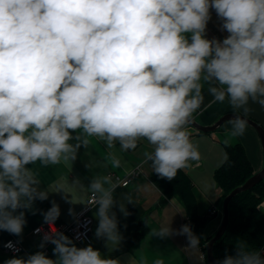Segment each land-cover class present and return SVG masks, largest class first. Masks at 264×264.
Returning a JSON list of instances; mask_svg holds the SVG:
<instances>
[{
  "label": "clouds",
  "instance_id": "9594fccd",
  "mask_svg": "<svg viewBox=\"0 0 264 264\" xmlns=\"http://www.w3.org/2000/svg\"><path fill=\"white\" fill-rule=\"evenodd\" d=\"M210 8L229 33L222 41L205 38ZM205 85L214 101L227 99L244 116L250 99L264 106V0H0V229L22 233L25 214L14 213L48 197L26 166L74 160L77 130L122 150L146 139L153 146L146 161L173 180L200 159L185 126L203 104ZM231 125L242 136L247 121L238 115ZM117 186L111 176H96L88 189L97 205L95 235L115 245ZM59 215L53 204L44 220ZM182 231L197 248L189 226ZM53 232L43 240L55 245L57 259L37 252L5 264H119ZM218 264H264V257L241 243Z\"/></svg>",
  "mask_w": 264,
  "mask_h": 264
},
{
  "label": "crops",
  "instance_id": "0c3cea01",
  "mask_svg": "<svg viewBox=\"0 0 264 264\" xmlns=\"http://www.w3.org/2000/svg\"><path fill=\"white\" fill-rule=\"evenodd\" d=\"M209 13L205 38L222 41L229 33L226 30L221 31L222 21L215 10L210 8ZM186 35L190 37L191 34ZM202 94L203 104L192 116L197 123L211 125L229 113L244 116L243 111L234 110L227 99L224 102L214 101L207 91V85L204 86ZM247 107L249 112L244 117L257 123L264 131V106L250 99ZM231 121L224 122L218 129L207 134H197L192 127L185 126L190 133V140L199 151L200 159L190 160V166L181 170L191 180L198 215L202 216L215 207L213 217L204 227V238L213 236L221 221L222 214L220 215L218 204L221 191L216 187L212 174L225 159L224 146L241 143L254 172L259 171L263 165L262 147L256 130L247 125L244 135L234 136L231 132ZM77 134H81L80 140L70 141L73 144L79 143L74 160H61L59 164L49 166H42L37 161L26 166L31 168L39 181V190L46 191L48 197L45 200L36 199L30 209H18L14 213L23 211L25 214L26 223L19 236L0 229V264H5V261L13 257L26 259L37 252H43L53 260L57 259L53 252L55 245L47 244L32 234L33 228L48 223L44 220V214L55 204L60 215L51 224L72 223L90 193L88 189L94 177L111 176L116 183L115 177L122 179L136 167L140 170L139 177L126 187L117 186L113 193L116 202L111 212L115 213L121 236L117 245L110 243L106 237L98 238L95 235L99 222L96 216L97 205L87 212L92 219L89 243L76 242L69 234L64 235L68 236L76 247L92 246L94 250H99L102 258L117 259L119 264H129L130 259H134L136 264H155L156 260L163 261V264H203L201 248H193L189 235L182 231L183 226L188 225V218L181 200L174 196L157 205L161 194L150 181L152 168L144 155L145 152H151L153 146L141 138L137 147L132 150H122L118 142L109 148L96 136L82 134V130H77L73 136ZM120 204L124 206L123 212L120 210ZM258 208L264 212V200ZM144 216L148 226L147 233L142 239L135 241L134 233L138 220ZM167 226L170 229L167 235L156 234L161 227ZM9 239L18 242L23 251L16 255L5 251L2 245ZM41 243H44L43 248L40 247Z\"/></svg>",
  "mask_w": 264,
  "mask_h": 264
},
{
  "label": "trees",
  "instance_id": "16d2710c",
  "mask_svg": "<svg viewBox=\"0 0 264 264\" xmlns=\"http://www.w3.org/2000/svg\"><path fill=\"white\" fill-rule=\"evenodd\" d=\"M196 133L207 134L198 131ZM224 152L223 163L212 174L216 187L221 191L218 202L220 206L223 198L232 189L242 185L255 173L241 143L224 146ZM148 163L151 167V162ZM150 181L161 194L157 205L174 196L181 200L186 210L191 234L199 239L198 246L203 252V261L206 264L204 245L210 237L204 238L203 230L206 223L213 217L215 207L210 208L202 216L198 215L191 180L181 169L173 180L160 177L152 169ZM263 200L264 178L251 189L236 194L230 200L227 227L212 248L217 262L222 261L226 255L235 256L241 243L250 250L259 251L264 257V212L258 208ZM147 230V221L144 216L138 220L134 233L135 241L142 239Z\"/></svg>",
  "mask_w": 264,
  "mask_h": 264
},
{
  "label": "built area",
  "instance_id": "2783aa9c",
  "mask_svg": "<svg viewBox=\"0 0 264 264\" xmlns=\"http://www.w3.org/2000/svg\"><path fill=\"white\" fill-rule=\"evenodd\" d=\"M140 170L139 168H134L127 175L122 178H116L115 181L118 186L126 187L131 182L139 177ZM95 204L92 201L91 193L87 195L85 198V202L83 207L79 212H77L75 219L70 224H60L54 225L45 223L43 225H39L32 229V234L35 235L37 238L43 240L45 234L54 235V232L62 233V234H69L76 242H90L91 237V230H92V219L87 215V212L94 206ZM44 241V240H43ZM11 242L14 245V249H10L5 247L6 244ZM47 244H52L51 242H47ZM2 248L10 253L11 255L19 254L23 251L22 246L13 239H9L3 243Z\"/></svg>",
  "mask_w": 264,
  "mask_h": 264
},
{
  "label": "water",
  "instance_id": "95a60500",
  "mask_svg": "<svg viewBox=\"0 0 264 264\" xmlns=\"http://www.w3.org/2000/svg\"><path fill=\"white\" fill-rule=\"evenodd\" d=\"M238 114L229 113L221 116L216 122H214L211 125H201L197 123L193 118H191L190 122L187 124L188 126L192 127L194 130L202 133H210L218 129L219 126H221L224 122L228 120H233ZM241 116V115H239ZM247 121V125L253 127L260 139L261 147H262V155H263V165L262 168L255 172L250 178H248L242 185L235 187L232 189L222 200V215H221V221L220 224L214 233L213 236H211L208 241L204 245L205 249V261L206 264H218L217 260L214 258L212 253V248L214 243L223 235L228 222V204L230 200L238 193H241L243 191L251 189L255 184L260 182L264 178V131L263 129L254 121L241 116Z\"/></svg>",
  "mask_w": 264,
  "mask_h": 264
},
{
  "label": "rangeland",
  "instance_id": "374dc122",
  "mask_svg": "<svg viewBox=\"0 0 264 264\" xmlns=\"http://www.w3.org/2000/svg\"><path fill=\"white\" fill-rule=\"evenodd\" d=\"M189 128V127H188ZM222 208H221V206H220V215H221V212H222V210H221ZM203 264H204V261H203Z\"/></svg>",
  "mask_w": 264,
  "mask_h": 264
}]
</instances>
